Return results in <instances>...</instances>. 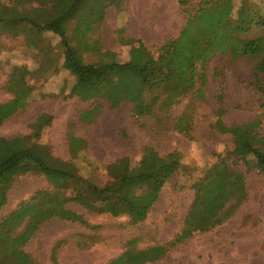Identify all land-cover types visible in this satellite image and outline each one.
Instances as JSON below:
<instances>
[{"label":"rangeland","instance_id":"374dc122","mask_svg":"<svg viewBox=\"0 0 264 264\" xmlns=\"http://www.w3.org/2000/svg\"><path fill=\"white\" fill-rule=\"evenodd\" d=\"M181 1L124 0L119 8L107 6L103 20L86 35L90 50L79 52L86 63L109 61L111 57L104 53L125 62L129 47L123 43L134 38L156 60L158 48L174 40L167 58L161 62L159 56L153 66L166 79L168 91L180 89L177 102L169 111L140 119L133 116L129 104L111 110L105 102L79 97L77 88L73 90L74 77L62 68L64 48L58 36L43 33L33 47L26 42L33 36L27 24L0 25V138L28 136L31 142L48 146L54 157L72 163L77 175L97 186L109 180L105 165L128 158L134 166L146 147L161 156L177 152L187 167L167 181L146 220L134 226L125 216L96 215L68 202L65 207L88 226L59 219L42 224L23 247L39 264H110L132 241L136 249L171 241L193 200L192 185L205 175L217 155L232 149V137L212 128L219 107L226 126L260 116L262 97L248 85L257 58L233 61L212 53L225 39L228 21L244 20L253 13L264 19V0H224L200 14V0ZM17 2L0 0V13L11 18L14 14L8 9L32 12L39 7ZM143 9H147L145 16L154 17V36L139 34V26L134 32L130 28V20L141 18ZM73 28L74 21L69 37ZM261 31L253 28L247 37H256ZM13 67L26 69L25 81L31 92L26 101L19 98L15 112L4 119L3 110L14 99L5 88ZM97 104L101 108L98 114L90 120L81 118ZM182 115L187 133L173 127ZM259 134L264 136V121ZM71 135L84 140L74 155L68 145ZM240 170L246 196L236 213L211 231L186 239L153 264H264V176L243 165ZM48 189L44 177L15 170L0 183V220L36 191Z\"/></svg>","mask_w":264,"mask_h":264},{"label":"trees","instance_id":"16d2710c","mask_svg":"<svg viewBox=\"0 0 264 264\" xmlns=\"http://www.w3.org/2000/svg\"><path fill=\"white\" fill-rule=\"evenodd\" d=\"M123 1L19 0L17 3H37L39 7L32 12L8 9L14 16L7 18L0 13V25L27 24L33 36L27 37L26 42L33 47L37 46V39L43 33L58 36L64 48L62 68L74 77L73 90L77 88L82 100L105 102L111 110L124 103L129 104L136 119L152 116L156 111H169L176 104L180 89L168 91L166 79L154 70L153 65L158 62L159 56L161 62L167 58L174 40L158 48L156 60L150 50L134 38L123 43L129 47L125 62L116 61L112 53H104L105 57H111L109 61L89 63L79 55L81 51L90 50L86 35L92 31L93 25L103 20L106 7L119 8ZM223 1L200 0L197 13L217 8ZM73 21V35L69 37L68 30ZM253 28L262 31L256 37H247ZM224 37L212 55H221L233 61L257 58L248 85L262 97L260 116L251 122L226 126L221 119L224 111L219 107L212 128L232 137V149L225 155H217L215 163L192 185L194 197L179 233L167 243L143 249L134 248L132 241L110 264H153L160 261L178 244L195 234L211 231L236 213L246 196L241 165L264 176V136L259 134V127L264 121V19L253 13L244 20H230L226 23ZM27 73L22 67H13L8 74L5 88L14 99L4 108V119L15 112L19 98L26 101L30 95L31 88L25 81ZM189 87L192 88L191 85ZM100 109L97 104L81 118L90 120ZM184 120L183 115L178 118L174 129L187 133L189 128L183 127ZM83 144L84 140L74 135L68 141L73 155ZM104 169L109 180L103 186H97L77 175L72 163L54 157L48 146L31 142L28 136L1 137L0 183L19 170L44 177L50 189L36 191L29 201L21 202L0 220V264H39L23 247L42 224L52 219L87 227L88 223L80 215L65 207L68 202L96 215L125 216L131 226L143 222L167 181L175 173L186 171L187 167L177 152L161 156L146 147L136 165L132 166L128 158H120L105 165ZM54 262L52 264H56Z\"/></svg>","mask_w":264,"mask_h":264},{"label":"crops","instance_id":"0c3cea01","mask_svg":"<svg viewBox=\"0 0 264 264\" xmlns=\"http://www.w3.org/2000/svg\"><path fill=\"white\" fill-rule=\"evenodd\" d=\"M145 13H147V9H143V14L141 15V18H138L137 20H130V28L134 32L139 26V29L137 31L139 34L151 37L154 36V32L152 31L155 30V25H153L155 21L152 14L147 17V14L145 16ZM140 26H142V28Z\"/></svg>","mask_w":264,"mask_h":264}]
</instances>
